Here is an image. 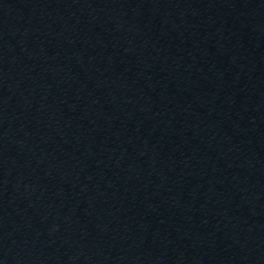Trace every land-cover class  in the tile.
<instances>
[{
    "label": "water",
    "instance_id": "95a60500",
    "mask_svg": "<svg viewBox=\"0 0 264 264\" xmlns=\"http://www.w3.org/2000/svg\"><path fill=\"white\" fill-rule=\"evenodd\" d=\"M0 264H264V0H0Z\"/></svg>",
    "mask_w": 264,
    "mask_h": 264
}]
</instances>
